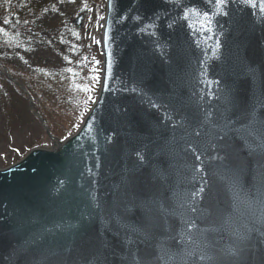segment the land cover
<instances>
[{
	"label": "water",
	"instance_id": "water-1",
	"mask_svg": "<svg viewBox=\"0 0 264 264\" xmlns=\"http://www.w3.org/2000/svg\"><path fill=\"white\" fill-rule=\"evenodd\" d=\"M101 49L64 141L29 96L53 145L0 169V264H264V0H106Z\"/></svg>",
	"mask_w": 264,
	"mask_h": 264
},
{
	"label": "trees",
	"instance_id": "trees-1",
	"mask_svg": "<svg viewBox=\"0 0 264 264\" xmlns=\"http://www.w3.org/2000/svg\"><path fill=\"white\" fill-rule=\"evenodd\" d=\"M105 14L106 0H0V64L17 81L0 71L7 138L29 124L28 94L54 138L64 140L78 129L100 88L102 53L93 34ZM34 121L39 145L49 144Z\"/></svg>",
	"mask_w": 264,
	"mask_h": 264
},
{
	"label": "rangeland",
	"instance_id": "rangeland-1",
	"mask_svg": "<svg viewBox=\"0 0 264 264\" xmlns=\"http://www.w3.org/2000/svg\"><path fill=\"white\" fill-rule=\"evenodd\" d=\"M101 37H102V20L100 21V24L95 28L93 34V38L95 41H100ZM23 108L24 110H26L25 106H23ZM28 110L30 116L32 117L30 116L28 117L29 124L27 125V127H25L22 131L16 129L9 135L8 138L5 135V132L3 131V124L0 121V169H5L8 168L9 166H12L13 164H15V162L19 161L25 154H27L29 151H31L34 148H38V147L49 148L50 146L53 145L52 143H49L45 146L39 145V140H41V137L38 134L34 135L32 133V130L37 128L36 126L37 124L34 120H38V119L31 113L29 105H28ZM46 134L48 135L47 132ZM51 137L53 136L51 135Z\"/></svg>",
	"mask_w": 264,
	"mask_h": 264
},
{
	"label": "snow or ice",
	"instance_id": "snow-or-ice-1",
	"mask_svg": "<svg viewBox=\"0 0 264 264\" xmlns=\"http://www.w3.org/2000/svg\"><path fill=\"white\" fill-rule=\"evenodd\" d=\"M216 3L217 4H223L224 3V0H216ZM203 15H207V13H203Z\"/></svg>",
	"mask_w": 264,
	"mask_h": 264
}]
</instances>
